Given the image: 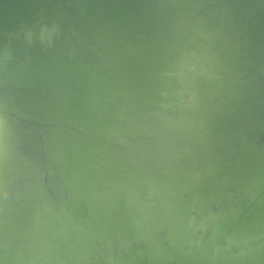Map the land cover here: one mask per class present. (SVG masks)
<instances>
[{
    "label": "water",
    "instance_id": "95a60500",
    "mask_svg": "<svg viewBox=\"0 0 264 264\" xmlns=\"http://www.w3.org/2000/svg\"><path fill=\"white\" fill-rule=\"evenodd\" d=\"M0 264H264V0H0Z\"/></svg>",
    "mask_w": 264,
    "mask_h": 264
}]
</instances>
